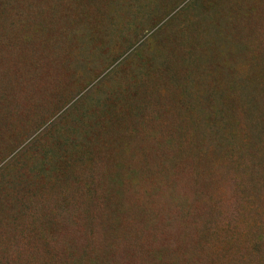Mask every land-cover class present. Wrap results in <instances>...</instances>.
Segmentation results:
<instances>
[{
  "label": "rangeland",
  "instance_id": "374dc122",
  "mask_svg": "<svg viewBox=\"0 0 264 264\" xmlns=\"http://www.w3.org/2000/svg\"><path fill=\"white\" fill-rule=\"evenodd\" d=\"M0 264H264V0H0Z\"/></svg>",
  "mask_w": 264,
  "mask_h": 264
},
{
  "label": "trees",
  "instance_id": "16d2710c",
  "mask_svg": "<svg viewBox=\"0 0 264 264\" xmlns=\"http://www.w3.org/2000/svg\"><path fill=\"white\" fill-rule=\"evenodd\" d=\"M177 192H176V194H179V192H183V194L185 195V194H187V193H189V196L188 195H185L186 197L188 196V197H190L191 198V196H190V192L189 191H187L186 189L184 190V188H180V187H178L177 189ZM185 192V193H184ZM194 192V194H193V197H192V201L189 203V204H192V203H198V200L196 201V199H198V198H200L201 197V194L197 191V188H195V190L193 191ZM204 196V195H203Z\"/></svg>",
  "mask_w": 264,
  "mask_h": 264
}]
</instances>
